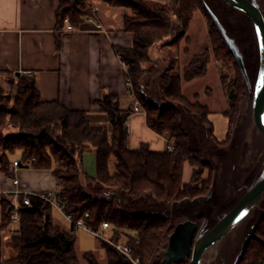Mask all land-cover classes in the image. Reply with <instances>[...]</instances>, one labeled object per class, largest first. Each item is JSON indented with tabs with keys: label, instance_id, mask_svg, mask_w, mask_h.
Returning a JSON list of instances; mask_svg holds the SVG:
<instances>
[{
	"label": "trees",
	"instance_id": "1",
	"mask_svg": "<svg viewBox=\"0 0 264 264\" xmlns=\"http://www.w3.org/2000/svg\"><path fill=\"white\" fill-rule=\"evenodd\" d=\"M93 1L60 0L56 13L59 25L64 26L66 17L75 26L79 25L90 14ZM101 1L111 7L129 9L123 30L133 33V43L129 47L117 45L116 51L128 67L127 78L146 110L147 124L168 136L174 150H153L147 144L131 148L125 124L131 110L123 109L111 94H103L98 101L100 110L108 115L109 125L93 124L84 110L67 108L59 100H42L35 78L23 76L15 95L7 94L0 84V171L10 176L14 174L11 157L17 151H20L17 159L20 163L51 168L58 181V196L67 201L68 213L75 218L89 213L86 222L92 227L108 222L116 233L132 231L138 236V239L135 235L130 239L132 258L138 260L137 264H148V261L157 264L156 255L172 231L170 221L162 215L139 211L135 200L142 199L146 193L145 196H149V191L165 202L194 198L207 192L211 177H203V173L208 165L189 141L184 114L200 117L215 141L226 144L235 124L237 105L232 103L231 109L224 112L228 132L219 141L214 134L209 106L198 98L191 101L183 93V80L207 74L208 52L193 57L183 73L169 71V67L160 76L164 97L182 104V108L171 101L156 104L141 92L143 76L153 69L150 49L158 42L167 44L170 38L176 41L184 37L194 12L203 6L202 0H171L169 4L160 0ZM259 1L264 12V0ZM212 25L209 36L213 54L218 59L229 56L235 59L217 24L213 21ZM87 151L96 155L95 177L88 176L83 168V154ZM186 162L192 167L188 182L183 181ZM30 198V205L24 202L23 195L17 200L19 227L8 242L15 255L6 263L81 264L75 247V231L55 222L49 202L36 195ZM0 202L3 205L0 229H3L13 221L14 199L11 193H6L1 195ZM257 232L240 264H261L264 218ZM100 241L106 251V264H134L111 243ZM82 258L88 264H101L92 250L84 252Z\"/></svg>",
	"mask_w": 264,
	"mask_h": 264
},
{
	"label": "crops",
	"instance_id": "2",
	"mask_svg": "<svg viewBox=\"0 0 264 264\" xmlns=\"http://www.w3.org/2000/svg\"><path fill=\"white\" fill-rule=\"evenodd\" d=\"M59 4L60 0H0V84L4 91L16 92L23 76L34 77L42 100H59L67 108L84 110L91 123L101 125H109V120L98 101L103 94H111L123 109L131 110L129 146L138 149L146 143L153 150L165 149L168 136L149 127L146 112L133 111L135 92L127 78L128 67L116 51L117 45L129 47L133 43V33L123 30L129 9L95 0L99 10L96 20L102 26L99 28L96 21L85 17L76 28L67 30L65 24L60 26L57 21ZM161 50L156 43L150 49L151 59H161ZM185 81L190 80L183 84ZM147 83L152 84L149 80ZM87 152L94 156L95 168H83L88 176L95 177L96 155ZM11 158L17 160L20 155ZM191 175L192 167L186 162L183 181L188 182ZM15 190L57 191L59 185L51 168L18 166L11 176L0 171V197L11 193L18 200L23 194L15 198ZM2 216L0 202V221ZM65 229H71L70 223ZM15 230L10 225L0 229V264H7L15 255L8 246Z\"/></svg>",
	"mask_w": 264,
	"mask_h": 264
},
{
	"label": "rangeland",
	"instance_id": "3",
	"mask_svg": "<svg viewBox=\"0 0 264 264\" xmlns=\"http://www.w3.org/2000/svg\"><path fill=\"white\" fill-rule=\"evenodd\" d=\"M94 1L92 7L98 8V5H94ZM97 1L98 3L100 2L105 4L101 0ZM160 1L166 4L171 3V0ZM202 3V8L197 9L194 12L193 19L191 20L189 29L184 37L176 41H173L174 38H170L171 42L167 44L165 43V41L158 42L159 47H161L162 49L160 53L163 56L161 57V59L159 58V60L152 59V62H150L153 69L150 73L143 76V81H145H142L143 84H141V92L148 93L150 91H157L156 93H158L157 95L160 97L159 102H162L163 104H170L171 100L163 97L161 80L160 78H157V72L158 75L161 76L163 72H165V70L169 69L170 67L169 71H180L183 73L184 68L188 65L193 57H195L196 55H204V53L208 52L209 63L207 74L200 78H194L190 81H185L184 84L183 80L182 91L191 101H194L196 98H198L202 103L209 106L210 110L212 111L210 119L212 120L214 125V134L219 141L223 140L227 135L228 118L224 114V112L228 109H231L232 103L237 105L235 124L232 127L229 141L226 144H220L219 142L215 141V139L209 132L208 126L204 125L201 122L200 117L194 116L190 113H185L184 118H186L183 120V123L189 135V141L192 143L194 148H196L194 137L196 140H199L200 148L197 147L196 149L200 153L201 160L202 156L205 157L206 160L212 157L214 162L216 161L218 164H220L218 169L221 172L222 163L219 162V158H223L222 155H224L223 153L225 149H228L233 137H235V141L234 143H232V145L236 149L234 148L229 150L233 153L235 152L234 154L236 156H240V159L243 162L242 169H244L246 166L245 175H247L248 172L250 175H256L258 170L261 169L264 165V143L263 141H260V145L255 144L256 146L254 145L252 147L253 149L250 147L249 140L253 141L254 138L259 140L260 136L258 135V132L256 130L257 127L255 126L252 114L250 112H246L248 98L247 84L244 80L242 71L237 64L238 62L236 57L235 59L232 56H229V58L226 57L224 59H218L213 54L212 41L209 36V30L211 29V27H213L212 24L214 19L207 5L219 17L221 22L227 27L230 34L234 36L235 40L245 51L248 57L247 59H249L247 61H249V64L251 66L250 71L253 77H255L258 67V44L254 26L247 15L233 8L224 0H202ZM98 11L99 10L96 11L95 17H97ZM214 23L216 22L214 21ZM155 54H157V51H155ZM146 79L147 81L149 80L150 82H152V84L149 85ZM156 84L158 87H156ZM232 90L234 94L233 97H230V92ZM17 92L18 90L16 92L11 91V93L7 94L15 95ZM172 103H174L176 106L180 104H177V102ZM5 131H8V129ZM236 143H239V147L235 146ZM14 155H20V151H17ZM202 161L204 162V159ZM206 164L208 166L204 169L203 177H211L209 185L210 189L213 183L215 169L217 167L215 168L212 163ZM225 164L227 166L226 162ZM228 166H230V164ZM83 167H85V169H88V171L94 170V156H91V152H85L83 154ZM113 167L114 166H112V170ZM208 191L205 193H208ZM150 193L151 192H148V194ZM145 195L142 199L135 200L139 211H143V213L151 215H163L165 217H168L169 221L172 223H175L179 219L181 220L184 218V211L182 212L179 210V212L177 213L173 211V203L175 202V200L165 202L162 199L153 196L152 193L149 196ZM236 196L237 194L232 195L231 200ZM231 200L230 204L232 203ZM167 209H170V212L166 211ZM52 213L54 219L59 224H61L65 228L69 227V223L66 217L60 211L53 208ZM195 213L198 214L197 212H194L192 214L194 217H197ZM173 214L176 215V217ZM263 218L264 194L258 206L255 207L252 213L243 222H241L227 236L211 246L209 250H207L202 259V264H221L222 261H224L226 264H231L235 254L241 247L243 238L251 234V237L249 239L250 242L257 235L258 228L261 226ZM205 219L206 218L204 216L199 218L200 226L205 222ZM18 227L19 221L11 222V229H17ZM113 229L114 228L111 226L108 230L104 231V234L108 236L113 242L122 243L125 244V246L129 247L130 254L129 252V255L125 253L124 254L129 259H131L134 264H137L135 263V260L137 259L134 260L131 255L132 250L130 247V239L133 235H135V237L138 239V236L129 230L119 231V233H116L113 231ZM75 234L77 239L75 247L79 256L86 251L92 250L95 252L101 264L107 263L106 251L105 248L101 245L100 238H98L90 231L83 229L77 230ZM163 248L164 245L161 246L159 253L156 255L155 260L157 264H159L160 259L163 255ZM117 249L122 252V250H120L119 248ZM80 258L81 264H88L87 260L82 258V256H80ZM189 261L190 260H187L179 264H189ZM149 263L150 261H148V264Z\"/></svg>",
	"mask_w": 264,
	"mask_h": 264
},
{
	"label": "water",
	"instance_id": "4",
	"mask_svg": "<svg viewBox=\"0 0 264 264\" xmlns=\"http://www.w3.org/2000/svg\"><path fill=\"white\" fill-rule=\"evenodd\" d=\"M224 1L250 18L257 38L258 67L256 75L253 77L250 71L251 66L249 61H247L249 59H247L248 57L245 51L235 40L234 36L230 34L219 17L207 5L214 21L235 55L247 84L248 98L246 112L252 114L255 126L257 127L255 129L260 136L259 140L256 138L253 141L249 140L250 147L252 148L255 144L260 145V141L264 143V12L259 0ZM143 94L154 103L163 105L162 102H159L160 97L157 95L158 93L153 95L143 92ZM233 94L234 92L232 90L230 97H233ZM180 107L182 108V105ZM194 141L196 144L195 147L200 148V141L196 140L195 137ZM234 141L235 137H233L228 149H225L224 155H222L223 158H219V162L222 163L221 172L218 169L220 164L216 161L214 162L212 157L206 160L202 156L204 162L212 163L215 168L217 167L215 169L213 183L208 193L198 195L194 198L185 197L173 203V211L176 213L179 210L184 211L185 216L175 223L170 222L172 231L167 242L164 244L163 255L159 264H179L187 260H190L189 264H202V259L207 250L234 230L260 203L264 194V165L258 170L256 175H250L249 172L245 175L246 166L242 169L243 162L240 156H236L234 154L235 152L230 151L235 148L232 145ZM235 146L239 147V143H236ZM229 164L230 166H228ZM20 166L27 167L28 165L21 163ZM149 192L153 196H156L152 191ZM236 194L237 196L231 200V196ZM230 200L232 202L231 204ZM13 207L14 204L11 205V208ZM166 211L170 212V209ZM194 212L198 213H195L197 217L193 216L192 213ZM174 216L176 217V215ZM202 216L206 219L200 226L199 218ZM250 237L251 234L243 238L241 247L235 254L231 264H240L249 244ZM221 264L226 263L222 261Z\"/></svg>",
	"mask_w": 264,
	"mask_h": 264
},
{
	"label": "built area",
	"instance_id": "5",
	"mask_svg": "<svg viewBox=\"0 0 264 264\" xmlns=\"http://www.w3.org/2000/svg\"><path fill=\"white\" fill-rule=\"evenodd\" d=\"M97 10H98L97 7H92L90 9V14L87 16V19L89 21H96L97 26L100 28L102 26V24L98 23V21L96 20V17H95V13ZM65 26H66L67 30H72V29L76 28V26L71 22L69 17L65 18ZM134 97H135V101L133 104V111H144V112H146L145 108L142 106L141 102L138 100L135 93H134ZM125 124L128 128V119H127ZM166 148L170 151L174 150L175 147H174V143L172 140H169L167 142ZM20 164L21 163L18 160H14L13 165H12L13 169H17V167L20 166ZM13 194L15 195L14 196L15 198L17 197L18 194H23L24 202L26 204H29V205L31 204L30 195L39 196L40 198L49 202L53 208L60 211L66 217V219L69 221L70 227L73 231L76 232L77 230H80V229L90 231L91 233L96 235L98 238L105 240V241H108L109 243H112L114 246H116L117 248L122 250L123 253H125L127 255L130 254V248L129 247L125 246V244H122V243L113 242L108 236H106L104 234V231L108 230L111 227V225L108 222H103L100 226L92 227L86 222V217L89 216V213H86L85 216H83V217L75 218L72 213H68L66 211L67 201L60 199L57 191H55V190H44V191H38V192H28V191L15 190V192H13ZM13 204H14L13 211H12L13 221H19L17 199L14 200ZM128 252H129V254H128ZM137 261L138 260H135V263H137ZM261 264H264V255L261 258Z\"/></svg>",
	"mask_w": 264,
	"mask_h": 264
}]
</instances>
